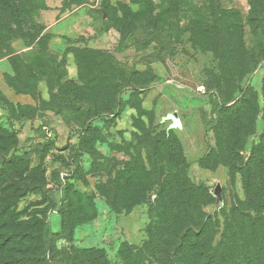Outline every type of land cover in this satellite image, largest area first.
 <instances>
[{
    "label": "rangeland",
    "instance_id": "1",
    "mask_svg": "<svg viewBox=\"0 0 264 264\" xmlns=\"http://www.w3.org/2000/svg\"><path fill=\"white\" fill-rule=\"evenodd\" d=\"M44 2L42 32L0 57V264H34L39 238L45 264L75 252L117 264L126 245L160 264L182 227L169 197L183 175L208 190L219 241L229 211L257 200L241 170L264 159V0ZM4 80L31 85L33 101L9 102ZM150 138L170 140L157 148L169 174L154 171Z\"/></svg>",
    "mask_w": 264,
    "mask_h": 264
},
{
    "label": "trees",
    "instance_id": "2",
    "mask_svg": "<svg viewBox=\"0 0 264 264\" xmlns=\"http://www.w3.org/2000/svg\"><path fill=\"white\" fill-rule=\"evenodd\" d=\"M77 1L81 2L82 0ZM33 2H35L34 6ZM40 9H45L44 0H0V52L4 49L0 57L9 54L10 43L13 39L22 38L25 32L27 33L26 36H30L31 33L42 32L40 26L34 23L35 20L33 19ZM32 36L30 38H34ZM37 46L42 45L37 44ZM34 62L33 59L30 62L27 61L25 68L27 71L39 73L36 72L35 66L31 65ZM17 73L19 76L21 75V72ZM10 87L20 94L32 93V86L23 82L12 81ZM0 131H2L1 127ZM165 142L161 139H149V143L154 149L153 155L156 157V160L154 159L156 161L153 167L155 168L154 171L161 172L164 169V172L169 174L170 169L163 163L164 154L160 149L157 151V148L163 144L162 147L167 151V154L170 153V140ZM261 155L262 153L256 150L247 167L241 170L246 178V182L244 181L245 188L248 192L253 189V195L257 196L256 205L250 209L240 210L235 207L231 209L225 216V224L219 241H215V237L219 234L217 223L213 222L215 218L208 217L203 213L209 197L208 190L193 185L186 175H183L176 182L178 190L174 192L172 197H169V200L181 206L182 227L174 231L171 240L174 246L170 247L169 254L167 253L170 256L160 264H264V159L261 158ZM2 170L4 169L1 168L0 171ZM254 176L257 177V181H254ZM135 181L133 177H129L125 186L135 184ZM252 184L255 186H251ZM161 185L168 187L175 184L172 179L167 178ZM189 206H191V211L187 210ZM208 221L211 227L210 241L207 251L204 252L200 245ZM64 222H67L66 219ZM14 227L16 226L14 225ZM150 238L151 240L154 239L153 233H151ZM36 240H33L34 242L30 247L35 252L34 264L48 263L44 258L49 250L48 244L43 239ZM13 246L15 255L24 256L25 252H28L26 245L20 244L22 249L19 247V243ZM172 253L173 257H171ZM81 256L77 252L74 255L64 254L63 260L60 262L63 264H97L98 261L100 262V260L97 262L84 261ZM146 256L157 259L163 254L154 251L147 253L143 248L138 249L126 245L120 250V261L117 264H146L148 261ZM174 258L176 260H173ZM24 260L27 261L24 262ZM21 262L28 264L29 260L24 258ZM21 262L16 257L12 259V264H21ZM102 264L110 263L104 261Z\"/></svg>",
    "mask_w": 264,
    "mask_h": 264
},
{
    "label": "crops",
    "instance_id": "3",
    "mask_svg": "<svg viewBox=\"0 0 264 264\" xmlns=\"http://www.w3.org/2000/svg\"><path fill=\"white\" fill-rule=\"evenodd\" d=\"M70 61V59H69ZM72 62H70L69 64L71 65ZM73 64V63H72ZM73 66V65H72ZM71 69V72L70 74H73L74 70L73 68H70ZM5 87V92H4V88L2 89L3 92L6 94V97H7V100L11 103H14V104H26V103H30L32 102L33 100L31 98H29L28 96L24 95V94H20L18 93L17 91H15L14 89L10 88L6 83H5V80L2 81Z\"/></svg>",
    "mask_w": 264,
    "mask_h": 264
}]
</instances>
